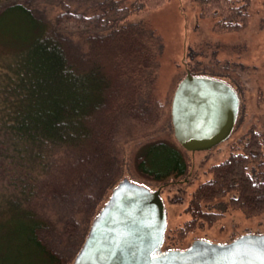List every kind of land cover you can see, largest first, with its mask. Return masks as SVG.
<instances>
[{
    "label": "trees",
    "instance_id": "obj_1",
    "mask_svg": "<svg viewBox=\"0 0 264 264\" xmlns=\"http://www.w3.org/2000/svg\"><path fill=\"white\" fill-rule=\"evenodd\" d=\"M26 1L0 0V16L16 11L33 32L17 56L0 61V264H70L65 238L83 243L121 180L126 145L141 130L149 138L162 115L155 96L140 101L155 64L151 25L128 19L167 0H38L60 7L53 19ZM247 1L198 0L200 15L217 31H238L249 24ZM253 137L208 168L188 226L214 222L221 212L211 203L229 193L248 216L264 213V161ZM133 160L138 174L160 182L190 166L175 135L139 143ZM60 207L69 214L59 219Z\"/></svg>",
    "mask_w": 264,
    "mask_h": 264
},
{
    "label": "rangeland",
    "instance_id": "obj_2",
    "mask_svg": "<svg viewBox=\"0 0 264 264\" xmlns=\"http://www.w3.org/2000/svg\"><path fill=\"white\" fill-rule=\"evenodd\" d=\"M124 1L129 3L132 0ZM232 1L239 3L243 0ZM263 1H247L249 24L233 32L215 30L213 28L214 19L200 15L198 0H167L157 9L144 10L129 16L128 22L140 23V21L147 20L151 25L149 34L154 45L155 64L151 72L149 71L153 75L145 84L140 101H146L150 95L155 96L161 104L162 115L158 123L149 130L147 136L151 139L173 140L171 103L179 82L188 73L195 76H211L233 84L240 96L238 124L229 138L220 145L226 147L236 145L237 140L242 136H244L243 144L246 145L247 140H253V134H256V139L259 144L261 143V157L264 161ZM26 3L35 15L46 19H53L60 10L58 5L51 2L27 0ZM32 33L20 13L11 11L2 14L0 16V61L9 55L17 56L28 44ZM249 131L251 134L246 135ZM138 134L136 132V138L125 147L127 158L126 164L123 160L125 168L121 179L127 177L138 183L159 185L162 182L142 177L136 172L133 151L137 149L139 143L150 139V137L142 138ZM220 149L222 147L208 151H212L213 156L207 157L202 165L198 162L203 160L204 153L197 152L193 155L185 151L186 159L190 164L188 170L193 171L197 176L190 175L189 184L184 180L180 184L170 185L163 194L168 221L167 239L164 242L167 248H186L195 239L225 243L243 234L264 233V213L248 216L242 209L230 204L228 198L230 193L211 203L212 208L209 210L221 212V216L217 217L214 222L210 223L205 219L197 218L193 227L188 226L194 220L191 212L188 211L192 194L202 182L209 178L203 174V171L229 154L230 148H226L227 151ZM192 167L195 168L192 170ZM64 210V207L57 209L56 214L59 219L64 214L65 216L69 214ZM1 235H3L2 232H0ZM65 243L67 244L65 253L72 257L70 259V264H72L77 254L76 246H82V239L69 241L65 238Z\"/></svg>",
    "mask_w": 264,
    "mask_h": 264
},
{
    "label": "water",
    "instance_id": "obj_3",
    "mask_svg": "<svg viewBox=\"0 0 264 264\" xmlns=\"http://www.w3.org/2000/svg\"><path fill=\"white\" fill-rule=\"evenodd\" d=\"M239 109L229 83L188 73L172 98L174 135L186 150L211 149L229 138ZM167 223L160 189L124 177L93 219L72 264H264V233L225 243L195 239L186 248L163 250Z\"/></svg>",
    "mask_w": 264,
    "mask_h": 264
},
{
    "label": "flooded vegetation",
    "instance_id": "obj_4",
    "mask_svg": "<svg viewBox=\"0 0 264 264\" xmlns=\"http://www.w3.org/2000/svg\"><path fill=\"white\" fill-rule=\"evenodd\" d=\"M227 83H229L231 86H233L234 87V85L233 84H231L230 82H228L227 80H225ZM235 88V87H234ZM236 89V88H235ZM237 91V90H236ZM237 93H238V91H237ZM238 95H239V93H238ZM239 98H240V96H239ZM238 117H239V113H238ZM238 117H237V121H236V124H235V126H234V129H235V127H236V125L238 124ZM234 129H233V131H234ZM227 140V139H226ZM224 142V141H223ZM222 143V142H221ZM221 143H219V144H217V145H215V146H213L211 149H208V150H202V151H189V150H186L185 148H184V153H185V151H188V152H190L191 154H193V155H195L197 152H200V153H204V155H203V160H200L198 163L200 164V165H202L203 163H205L206 162V158L207 157H209V156H213V152L211 151V152H208V151H210V150H212V149H214V148H216V147H222V149H220V150H226L227 151V149H229L230 148V150H229V152L231 151V149H232V147H234V146H232V145H230L229 147H226V146H222V145H220ZM227 148V149H226ZM192 155V156H193ZM226 156V155H225ZM228 156V155H227ZM226 156V157H227ZM216 157V156H215ZM225 157V158H226ZM215 160V159H214ZM194 162V161H193ZM216 163V162H215ZM195 165V164H194ZM202 167V166H201ZM193 168H195V167H192V170H193ZM200 168V167H199ZM198 169V168H197ZM209 169L207 168V170H205V171H203V174L204 175H206V176H209V171H208ZM190 175H193V176H197L196 174H194V172L193 171H191V170H188L187 171V173H184L183 174V176H181L180 178H178V179H171L170 181H168V182H164V181H162V183L161 184H159V185H150V184H144L143 183V185H145V186H147V187H149V188H151V189H160V195H161V198H162V200H163V202H164V205H165V200H164V196H163V194H164V192H166L165 190L170 186V185H173L174 183H176V184H180V183H182L184 180H185V182L187 183V184H189V182H190V178H191V176ZM184 176H186V178L184 179ZM130 180H132V179H130ZM132 181H134V180H132ZM153 181H155V180H153ZM156 182H160V181H156ZM138 183V182H137ZM140 184H142V183H140ZM178 189H180V188H178ZM170 195V194H169ZM165 208H166V205H165ZM166 212H167V208H166ZM168 222V221H167ZM167 225H168V223H167ZM162 249L163 250H165V249H169V248H167L166 246H165V243H163V246H162Z\"/></svg>",
    "mask_w": 264,
    "mask_h": 264
}]
</instances>
